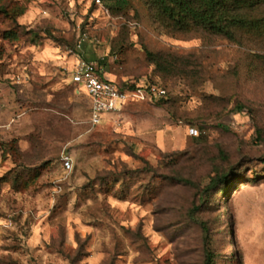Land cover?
<instances>
[{
	"label": "rangeland",
	"instance_id": "374dc122",
	"mask_svg": "<svg viewBox=\"0 0 264 264\" xmlns=\"http://www.w3.org/2000/svg\"><path fill=\"white\" fill-rule=\"evenodd\" d=\"M78 58L166 97L91 126ZM262 139L264 36L172 33L145 0H0V264H204V225L212 264H264Z\"/></svg>",
	"mask_w": 264,
	"mask_h": 264
},
{
	"label": "trees",
	"instance_id": "16d2710c",
	"mask_svg": "<svg viewBox=\"0 0 264 264\" xmlns=\"http://www.w3.org/2000/svg\"><path fill=\"white\" fill-rule=\"evenodd\" d=\"M145 1L153 11L154 18L172 33L204 32L229 41H238L240 33L252 34L256 37L264 36V0ZM4 13L8 14L7 11ZM151 57L155 56L151 55ZM118 86L122 90H132L138 85L131 82ZM141 87L148 88V86ZM163 97H166V94ZM226 178V174L213 177L203 189L205 194L208 195L211 190L225 185ZM203 227L204 264H212L213 254L209 250L211 238L207 226Z\"/></svg>",
	"mask_w": 264,
	"mask_h": 264
},
{
	"label": "built area",
	"instance_id": "2783aa9c",
	"mask_svg": "<svg viewBox=\"0 0 264 264\" xmlns=\"http://www.w3.org/2000/svg\"><path fill=\"white\" fill-rule=\"evenodd\" d=\"M100 4L101 0H90ZM70 74L76 88L81 90L89 100V123L98 125L106 114L116 112L130 98L139 100L150 99L152 95L165 96L163 89L154 86L142 88L137 86L132 90H122L112 80L108 79L97 63L91 60L76 59ZM196 132V131H194ZM62 164L70 168L71 159L68 155L62 156Z\"/></svg>",
	"mask_w": 264,
	"mask_h": 264
},
{
	"label": "crops",
	"instance_id": "0c3cea01",
	"mask_svg": "<svg viewBox=\"0 0 264 264\" xmlns=\"http://www.w3.org/2000/svg\"><path fill=\"white\" fill-rule=\"evenodd\" d=\"M92 61V60H91ZM96 63V62H95ZM73 66V65H72ZM72 68V67H71ZM71 70V69H70ZM70 70L68 71V76H69V79H70V83L74 84L73 80H72V77H71V74H70ZM102 70V69H101ZM103 74L109 79V77L107 76V74L102 70ZM75 91H81V90H78L77 88L75 89Z\"/></svg>",
	"mask_w": 264,
	"mask_h": 264
}]
</instances>
